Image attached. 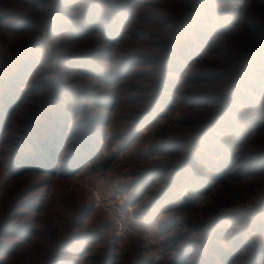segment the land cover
<instances>
[{"label":"rangeland","instance_id":"obj_1","mask_svg":"<svg viewBox=\"0 0 264 264\" xmlns=\"http://www.w3.org/2000/svg\"><path fill=\"white\" fill-rule=\"evenodd\" d=\"M258 74L264 0H0V264H205L264 224Z\"/></svg>","mask_w":264,"mask_h":264},{"label":"trees","instance_id":"obj_2","mask_svg":"<svg viewBox=\"0 0 264 264\" xmlns=\"http://www.w3.org/2000/svg\"><path fill=\"white\" fill-rule=\"evenodd\" d=\"M89 26H90V34L95 32V27H94V22L86 19L85 21ZM264 78V76H259L256 77L255 82L252 83L251 88H250V92L255 93V94H263L260 90L261 87L263 86H259L262 84V79ZM12 82V81H11ZM264 88V87H263ZM17 100L15 101H11L10 99H6L5 103H3L2 107L6 108L5 110L8 113L13 112L15 106L17 105ZM243 122L244 124H246L247 122H249V118L243 117ZM253 122L255 123V125L257 126H262L263 125V120H253ZM247 126V124H246ZM256 126V127H257ZM250 130L249 125L247 126ZM233 132V131H232ZM40 147L42 149H46V144L45 143H41ZM199 148V147H197ZM224 148V147H223ZM221 154L223 153H213L212 155L215 156V158L219 157V159H216L215 162H211V161H206L205 163H209L211 166H209V164H207V176H208V181L206 183V186H202L200 185V181L198 179L199 175H197V173H195L194 171L192 173L189 174L188 178H191L193 180V178H196V180L192 181L194 183L195 189L198 190V192L200 193H205L208 189V187L213 186L214 184H217L219 181H222L225 178L226 173L229 170V165H227V162H224L222 160ZM55 151L54 152H49V154H47L46 156V160H52V158H55ZM188 164L189 166H194V162H196V157L194 155H191L188 157ZM31 164L33 165V167H28V162L26 163L25 167H27L28 169H35L36 167H34L35 165V161L32 160ZM216 165V167H215ZM36 166V165H35ZM103 168H107V166L105 165V163L103 164ZM180 175H182V172L180 173ZM199 181V184L197 183ZM262 221V219H259L255 222H259ZM250 223L249 225H246L245 229L240 228L239 231H234L232 232V234L234 235H230L228 237V240H226L225 236L228 232V229L226 228H222V229H217L218 231L213 234V239L211 240L210 243V247L209 252L212 253V255H215V257H209V261L206 262L205 264H215V263H219V264H234L237 259L240 256V248L242 247V243L244 240V236L248 235L249 233H255L258 236L264 237V224L262 223ZM248 233V234H247ZM249 236H251L249 239V243H251L252 241H254V238L252 237L253 235L250 234ZM242 237V239H241ZM217 240L218 243H220L221 241L223 242V247L221 246H217V244L215 243V241ZM217 246V247H216ZM217 248V250H214L213 248ZM208 252V253H209ZM263 253H264V249L261 245H259L258 250L256 252L257 255H255L254 260H262L263 257ZM206 261V260H205Z\"/></svg>","mask_w":264,"mask_h":264}]
</instances>
